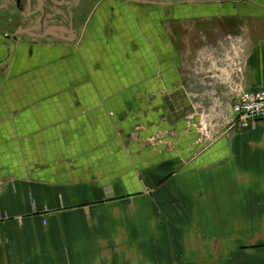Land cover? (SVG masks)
Instances as JSON below:
<instances>
[{"label": "crops", "instance_id": "crops-1", "mask_svg": "<svg viewBox=\"0 0 264 264\" xmlns=\"http://www.w3.org/2000/svg\"><path fill=\"white\" fill-rule=\"evenodd\" d=\"M202 2L0 47V264H264V0Z\"/></svg>", "mask_w": 264, "mask_h": 264}, {"label": "flooded vegetation", "instance_id": "flooded-vegetation-1", "mask_svg": "<svg viewBox=\"0 0 264 264\" xmlns=\"http://www.w3.org/2000/svg\"><path fill=\"white\" fill-rule=\"evenodd\" d=\"M134 1L177 5L189 0ZM95 2L96 0H0V47H4L7 54L10 47L21 42L61 41L63 36L70 37L73 31H77L79 13L87 12L88 5Z\"/></svg>", "mask_w": 264, "mask_h": 264}, {"label": "built area", "instance_id": "built-area-1", "mask_svg": "<svg viewBox=\"0 0 264 264\" xmlns=\"http://www.w3.org/2000/svg\"><path fill=\"white\" fill-rule=\"evenodd\" d=\"M237 66L236 70L239 71ZM231 110L233 126L245 128L264 120V91L239 88Z\"/></svg>", "mask_w": 264, "mask_h": 264}, {"label": "water", "instance_id": "water-1", "mask_svg": "<svg viewBox=\"0 0 264 264\" xmlns=\"http://www.w3.org/2000/svg\"><path fill=\"white\" fill-rule=\"evenodd\" d=\"M49 10H50V9H49ZM72 33H73V34H72L70 37H62V38H63L64 40H66V41H73V40L76 39L78 33H77V31H73Z\"/></svg>", "mask_w": 264, "mask_h": 264}, {"label": "rangeland", "instance_id": "rangeland-1", "mask_svg": "<svg viewBox=\"0 0 264 264\" xmlns=\"http://www.w3.org/2000/svg\"><path fill=\"white\" fill-rule=\"evenodd\" d=\"M202 259L203 260H207V261H215V258H214V254L210 253L209 252V255L206 257V256H202Z\"/></svg>", "mask_w": 264, "mask_h": 264}]
</instances>
